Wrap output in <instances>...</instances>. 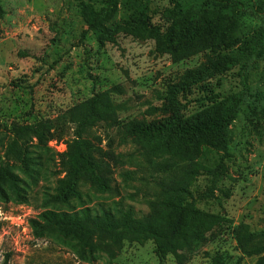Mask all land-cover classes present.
Masks as SVG:
<instances>
[{"label": "rangeland", "instance_id": "obj_1", "mask_svg": "<svg viewBox=\"0 0 264 264\" xmlns=\"http://www.w3.org/2000/svg\"><path fill=\"white\" fill-rule=\"evenodd\" d=\"M0 1L4 8L0 15V162H6L18 178L16 187L7 182L0 185V264H214L217 255L228 264L237 260L255 264L258 256L247 255L238 246L236 227L244 223L252 230L264 228V58L250 71L249 93L229 127L230 156L220 186L231 188L232 194L221 203L200 199L210 176L197 174L189 179L187 172L196 160L151 154L145 139L129 134L125 126L132 120L168 116L154 108L162 106L168 85L185 69L198 65L203 53L173 61L156 50L154 38L140 40L124 29L116 33L115 42L108 40L101 46L81 15L80 0ZM127 1L120 0L107 24L111 30L135 18ZM259 1L248 0L255 9ZM200 2L186 0L185 6ZM146 3L152 23L166 31L172 22L170 0ZM256 23L247 13L241 27L252 31ZM240 70L241 64L236 63L196 86L182 98L177 111L185 117L204 115L215 99L242 91ZM103 91L119 108L112 120L97 123L85 136L99 148L94 155L106 165L111 187L100 191L83 180L80 197L57 201V181L68 169L67 142L74 137L70 111ZM44 120L57 126L39 138L32 127ZM14 140L15 151H8ZM24 156L30 158L26 169ZM171 178L188 180L199 208L232 220L181 250V260L172 254L159 256L153 239L89 252L56 230L46 229L38 236L32 226L31 220L42 221L39 216L47 209L89 208L117 217L125 212L137 218L150 216L166 199L163 182Z\"/></svg>", "mask_w": 264, "mask_h": 264}, {"label": "trees", "instance_id": "obj_2", "mask_svg": "<svg viewBox=\"0 0 264 264\" xmlns=\"http://www.w3.org/2000/svg\"><path fill=\"white\" fill-rule=\"evenodd\" d=\"M147 1L128 0L135 18L114 30L107 24L115 15L120 0H80V11L88 30L95 33L101 46L108 40L115 42L116 33L124 29L140 40L154 38L156 50L169 54L173 61L203 53L204 59L198 65L185 69L178 80L168 85L162 106L154 108L168 116L161 120H132L125 127L129 134L145 139L144 146L151 154L180 155L190 161L196 160L187 172L189 179L197 174L210 176L208 189L200 199L213 198L221 203L232 194L231 188L220 186L225 160L230 156L232 135L229 127L249 93L250 71L264 58V0L256 4L257 9L248 0H201L198 5L187 8L186 0H170L172 22L166 31L150 20ZM3 13L0 1V15ZM247 13L257 21L252 31L241 27ZM236 63L241 64L242 91L222 100L215 99L204 115L185 117L177 111L182 98L196 86ZM118 108L110 94L103 91L70 111L75 125L74 137L67 142L68 169L57 181L54 195L57 201L69 202L80 197L79 185L83 180L100 191L110 189L106 165L94 155L99 148L85 135L97 123L112 120ZM56 126L53 120H44L32 129L42 138L45 131L51 133ZM16 143V140L11 142L8 151H15ZM22 161L26 169L30 158L24 156ZM3 182L18 185L17 175L6 162H0V185ZM163 186L166 199L155 206L150 216L137 218L125 212L117 217L110 211L93 213L89 208L74 212L47 209L39 216L42 221L31 220L32 226L38 236L44 235L46 229L56 230L76 239L89 252L111 251L113 245L125 241L153 239L159 256L172 254L181 260V250L192 247L206 233L232 222L225 214L199 208L198 198L188 180L171 178L163 182ZM236 240L247 255L258 256L255 264H264V228L252 230L240 223L236 227ZM213 261L214 264H228L221 255L215 256ZM239 261L233 264H241Z\"/></svg>", "mask_w": 264, "mask_h": 264}]
</instances>
